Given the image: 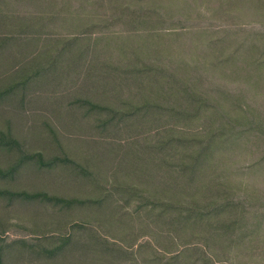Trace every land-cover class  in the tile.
Here are the masks:
<instances>
[{
	"label": "rangeland",
	"instance_id": "rangeland-1",
	"mask_svg": "<svg viewBox=\"0 0 264 264\" xmlns=\"http://www.w3.org/2000/svg\"><path fill=\"white\" fill-rule=\"evenodd\" d=\"M107 1L0 0V264H264V147L245 154L225 138L208 173L187 182L178 157L153 149L163 133H149L135 117L103 124L113 116L103 108L157 105L164 90L124 75L131 65L161 66L152 59L163 52L132 25H105L121 0ZM219 2H229L234 21L264 20V0L187 5L212 14ZM187 5L175 8L197 14ZM85 28L92 34L74 40ZM244 36L264 49L259 27L234 29L221 59L240 58ZM160 43L167 54L177 45ZM218 81L226 92L239 84ZM189 128L195 134L196 125ZM233 196L243 200L235 208H209Z\"/></svg>",
	"mask_w": 264,
	"mask_h": 264
},
{
	"label": "trees",
	"instance_id": "trees-1",
	"mask_svg": "<svg viewBox=\"0 0 264 264\" xmlns=\"http://www.w3.org/2000/svg\"><path fill=\"white\" fill-rule=\"evenodd\" d=\"M145 1V5L132 7L121 0L116 7L119 14L113 21L104 24L110 26L114 21H119L124 26L132 25V33H148L147 38L156 40L154 48L156 51H162L163 55L153 58L152 62L153 65L158 63L161 66L131 65L129 72L124 75L131 74L136 79H148L149 87L157 89L162 85L165 91L163 90L162 99L157 105L148 100H141L138 104L122 103L121 105L126 106L125 112L103 108L104 111L113 113L112 118L103 124L113 121L114 116H118V121L135 117L139 127L146 123L149 133L155 136H158L159 132L163 133V142L153 149L163 148L166 159L178 157L181 162L177 167L187 182L199 180L208 173V164L213 162L214 152H217L214 147L225 138L231 137L230 144H234L229 148L237 145L239 151L245 154L251 146L264 147V110L260 111L259 106L264 101V49L259 48L257 43H249L244 36L242 41L237 42L235 49L237 51L238 48H245L241 51L240 58L225 60L219 55L225 35L234 29L243 32V29L256 27L264 33V20H244L240 23L238 20L234 21V16H230L233 14L229 2L217 3L215 11L208 14L190 8L187 5L188 0ZM172 2L174 6L170 7ZM176 3L187 5L191 12L197 11V14H191L190 17L185 15L181 8L180 12H177ZM198 8L200 9V6ZM223 16L233 17V20L217 26L211 23L214 17ZM106 18L108 21L109 17ZM212 29L221 31L217 35L213 34V37L209 34ZM90 34L92 32L86 28L72 32L73 38H83ZM183 36L190 37L189 47L186 43H178ZM165 39H169L170 44H177L169 54L160 46V42ZM202 41L205 42L204 45ZM197 50L203 54H194ZM120 70L121 68L118 71ZM218 80L238 82L240 93L238 88L234 89V95V91H222ZM239 95H243V98ZM160 112L162 115L158 116ZM151 115L159 118L150 122ZM194 124L195 134L191 135L189 127ZM243 140L242 144L238 143ZM230 151L233 152V149H225L226 155L230 154ZM261 162H264V150L258 163ZM241 201L242 197L233 196L223 204L209 208H220V205L224 208L228 204L235 208Z\"/></svg>",
	"mask_w": 264,
	"mask_h": 264
}]
</instances>
